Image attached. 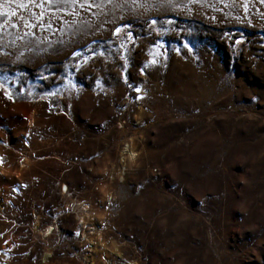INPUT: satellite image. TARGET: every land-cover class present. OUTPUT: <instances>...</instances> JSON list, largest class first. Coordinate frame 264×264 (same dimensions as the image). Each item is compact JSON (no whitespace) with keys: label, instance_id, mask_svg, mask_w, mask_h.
<instances>
[{"label":"rangeland","instance_id":"obj_1","mask_svg":"<svg viewBox=\"0 0 264 264\" xmlns=\"http://www.w3.org/2000/svg\"><path fill=\"white\" fill-rule=\"evenodd\" d=\"M0 13V264H264V0Z\"/></svg>","mask_w":264,"mask_h":264},{"label":"snow or ice","instance_id":"obj_2","mask_svg":"<svg viewBox=\"0 0 264 264\" xmlns=\"http://www.w3.org/2000/svg\"><path fill=\"white\" fill-rule=\"evenodd\" d=\"M52 2H53V0H44V3L51 4ZM62 2L63 3H68L69 0H62ZM71 3L75 4L76 3V0H71ZM35 6L38 7V8H40V9H42L41 13L36 17L38 21H42V19H43V8H44V4L43 3L36 4ZM19 7L23 8V9H27V5L26 4H23V3H21L19 5ZM0 15H4V13H0ZM12 15H15V12H13ZM15 26L16 25H13V27H15ZM25 26L26 27H32V25L29 24L28 22H25ZM41 27H43V24L42 23H41ZM48 27H51V25H48ZM116 31L119 32L120 29H116ZM137 91H139V89H137ZM5 94L8 95L7 92Z\"/></svg>","mask_w":264,"mask_h":264},{"label":"bare ground","instance_id":"obj_3","mask_svg":"<svg viewBox=\"0 0 264 264\" xmlns=\"http://www.w3.org/2000/svg\"><path fill=\"white\" fill-rule=\"evenodd\" d=\"M132 150V149H131ZM132 159L133 157L135 156L133 152H130V155H129ZM88 214V213H87ZM89 216V215H88Z\"/></svg>","mask_w":264,"mask_h":264}]
</instances>
